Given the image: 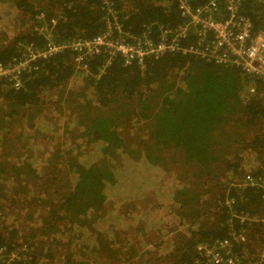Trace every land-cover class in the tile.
Returning a JSON list of instances; mask_svg holds the SVG:
<instances>
[{"label":"trees","instance_id":"trees-1","mask_svg":"<svg viewBox=\"0 0 264 264\" xmlns=\"http://www.w3.org/2000/svg\"><path fill=\"white\" fill-rule=\"evenodd\" d=\"M108 1L0 0L1 25L10 28L1 32L0 62L45 43L34 30L42 13L54 19L56 40L103 31L111 14L130 33L182 21L175 0ZM241 11L255 28L264 25V0H244ZM72 56L32 62L19 88L0 80V247L24 248L12 264H203L197 245L231 230L247 236L233 244L236 260L245 263L252 244L264 252V82L191 54L142 65L116 57L102 72L103 57L87 58L81 70ZM49 106L68 119L63 129ZM42 146L51 149L44 162L32 152ZM246 175L255 184H243ZM163 204L174 225L158 255L163 240L153 253L144 246L146 233L160 230L148 217L165 213Z\"/></svg>","mask_w":264,"mask_h":264},{"label":"built area","instance_id":"built-area-1","mask_svg":"<svg viewBox=\"0 0 264 264\" xmlns=\"http://www.w3.org/2000/svg\"><path fill=\"white\" fill-rule=\"evenodd\" d=\"M182 21L174 26L148 24L140 33L123 30L115 15L104 20V29L90 37H74L67 40H56L51 33V24L44 22L34 30L45 36L42 46L25 45L20 57L9 63L0 62V80L12 81L14 88L22 84L19 73L39 58H47L57 52L69 51L76 68L87 70L86 59L94 56L103 57V64L98 68L102 72L111 61L119 57L124 65H142L147 58H158L167 53L191 54L207 62L240 67L248 77L264 82V25L254 27L252 21L242 13L244 0H175ZM109 3L108 0H103ZM110 9L107 15H110ZM156 27V36L153 28ZM191 39V40H190ZM99 75V74H97ZM251 86L250 91L254 92ZM255 184L252 176L246 175L243 184ZM264 199V181L258 183ZM225 203L231 205L232 198ZM240 213L241 220L247 218ZM234 217V216H233ZM246 237V238H244ZM247 236L231 230L225 239L212 243L197 245V251L206 264H242L236 260L233 252L235 242H246ZM22 247L6 249L0 247V264H12L21 260ZM247 255V252L245 251ZM248 252L243 264H264V252L259 256ZM203 262V264H205Z\"/></svg>","mask_w":264,"mask_h":264},{"label":"rangeland","instance_id":"rangeland-1","mask_svg":"<svg viewBox=\"0 0 264 264\" xmlns=\"http://www.w3.org/2000/svg\"><path fill=\"white\" fill-rule=\"evenodd\" d=\"M4 9L5 8H3V7L0 8V15H2L1 18H0V39L2 37V33L1 32H3V31H5L6 34H10V31H9L10 28H9V26L8 25H5V24H2L1 25L2 21L4 20V18H2V17H4V14H5ZM14 23H16V22L14 21ZM3 26H5V28ZM14 31H16V30H14ZM80 80L83 81V79H80ZM62 104L65 106V103L64 102H62ZM45 108H46V110L48 112V115H52V120H57V122H58V128L60 130L63 129L62 128V123L67 118L65 116L59 114L58 111H57V109H53L51 106L45 107ZM59 108H62V107L60 106ZM231 121H233V119L230 120V123L225 124V125H227L225 131L227 133H230V134L234 133L232 131V122ZM39 124L42 127V129H43L44 128V125L42 123H39ZM250 131H251V129H249L247 133L251 137L252 134H250ZM49 135H52V134H49ZM54 135L57 136V133H55ZM23 136H25V134H22V137ZM38 143L41 144V142H38ZM48 151H51V149L45 148L44 146H42L41 148L35 147V148L32 149V152H35L36 157L38 158V160H41L43 162L46 160V158L44 156H45V154ZM247 168H248V166H246L245 169L247 170ZM166 173H168V174H166ZM159 174H160V176H167V177H169V179H172L173 178V174L171 173V171H168V172H165V173H159ZM239 180H240V177L239 178L237 177L233 181L231 180V182L237 183ZM141 206H147V203L145 201H141V202L138 203V206L137 207H141ZM162 207L165 209V213H162L159 217H158V215L155 216V217H152V216L148 217L151 220V223L153 222V223L159 224L158 226H159V229L160 230H157V228H151L152 231L150 233H146V238L148 240H147V244H145V246H144L145 249H147V250H149V251L152 252V251H154V249H151L152 248V244L153 243H157L160 240H163V244L158 248V249H160V251H158V255L160 253L165 252L166 249L168 250V248L170 247L169 245H170V241H171V237H172L173 233L171 235V233H169L168 230L170 229V225H171V228H173V225H174V222H173L174 221L173 220L174 218L172 219L171 215H168L169 213H168L167 210H169V208L167 209L166 205H164V204L162 205ZM152 218H154V219H152ZM131 219L133 221H135V222L138 221V217L137 216H135V218H131ZM139 219H140V222H143V221H144V223H147L148 222V219H146V218L143 219V216L141 218H139ZM154 227H156V226H154ZM179 229L180 228H178V230ZM160 231L161 232L163 231V233H161ZM130 237H133V235H130ZM244 238H246V237H244ZM134 241H136V238L134 239ZM252 246L254 247L255 250H254V252L250 253L249 258L253 254H256L257 256H259L260 253L263 252V250H261V248L258 247L259 246L258 244L257 245L252 244ZM244 250L246 251L248 249H244ZM150 264H153V263L151 262ZM160 264H161V262H160Z\"/></svg>","mask_w":264,"mask_h":264}]
</instances>
